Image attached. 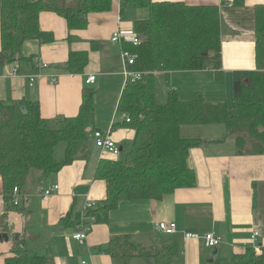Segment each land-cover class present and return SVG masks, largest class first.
<instances>
[{"label":"crops","instance_id":"0c3cea01","mask_svg":"<svg viewBox=\"0 0 264 264\" xmlns=\"http://www.w3.org/2000/svg\"><path fill=\"white\" fill-rule=\"evenodd\" d=\"M153 1L217 6L221 74L203 69L159 71L155 76L156 80L167 82L183 99L200 96L213 103L224 101L231 108L233 71L256 68L255 6L264 4V0H243L242 4L234 0ZM147 16L145 8L127 4L121 9L119 0H113L109 10L89 13L84 28L69 29L61 15L42 11L40 28L50 33L53 40L27 41L22 60L0 64V100L38 102L41 116L47 119L73 116L79 109L82 88L95 85L94 128L108 132L122 150L123 143L130 145L134 131L114 125L123 120L117 105L127 79L122 47L110 37L118 28L133 31L134 22ZM79 51L88 53L83 70L65 71L69 54ZM91 75L94 81L86 83ZM204 126L197 128L201 133L196 134L194 129L184 135L202 139L189 150L187 157L188 166L195 172L194 187L178 189L159 201H120L109 212L106 223L92 224L83 241L72 237L83 224L79 223L80 219L75 222L76 215L82 213L87 201L105 198L104 182L94 177L95 167L100 159L112 157L94 147L92 136L85 159L48 176L32 174L22 189L26 200H21L18 210L5 203L0 177V264L12 254L15 235L24 236L28 248L46 255L48 264H81V260L89 264H128L131 258H144L110 256L105 248L114 237L128 238L150 248L175 241L181 252L172 264H204L205 259L213 264H231L232 257L248 246H255L261 253L264 250V154H239L233 139L215 141L223 137L225 129L220 136L216 133L203 136ZM53 184H58L59 189L48 200H42L41 192ZM160 222H174L176 230L167 234L157 228ZM254 231L258 234L252 237ZM185 232L200 236L214 232L222 237V242L215 252L208 253L210 247L204 245L201 237L185 239Z\"/></svg>","mask_w":264,"mask_h":264},{"label":"trees","instance_id":"16d2710c","mask_svg":"<svg viewBox=\"0 0 264 264\" xmlns=\"http://www.w3.org/2000/svg\"><path fill=\"white\" fill-rule=\"evenodd\" d=\"M112 1L0 0V64L22 60L27 41L53 40L40 28L42 11L61 15L69 29H82L89 13L109 10ZM234 1L242 4L243 0ZM119 2L121 9L132 4L148 10L145 19L134 22L140 42L121 45L134 55L130 68L141 75L127 78L117 105L123 120L114 125L127 126L134 135L124 158L112 155L98 161L94 177L104 182L105 198L86 209L87 219L77 214L76 223L79 219V223H89L90 218L93 224L106 223L109 212L120 201H159L178 189L194 187L195 172L188 166L187 157L202 139L184 136L181 132L185 127L222 124L225 133L215 141L233 139L239 154H264V4L255 6L256 68L233 71L230 108L226 102L213 103L200 96L183 99L175 89L168 91L165 102L156 100L155 75L159 71L213 69L221 74L217 6L153 0ZM87 60L86 51L72 52L64 70L80 73ZM95 93L94 87L82 88L77 114L52 119L41 116L38 102L0 100V177L7 206L19 209L12 204V189L17 186L22 191L32 174L48 176L86 158L95 130ZM61 143L62 156L56 158L55 149ZM105 250L112 257H151V264H172L181 247L175 241L159 248L143 247L128 238L114 237ZM11 253L4 264H48L46 255L28 248L21 235H15ZM231 264H264V250L258 253L255 246H248L232 257Z\"/></svg>","mask_w":264,"mask_h":264},{"label":"built area","instance_id":"2783aa9c","mask_svg":"<svg viewBox=\"0 0 264 264\" xmlns=\"http://www.w3.org/2000/svg\"><path fill=\"white\" fill-rule=\"evenodd\" d=\"M111 41L113 43L122 45L123 43H132L137 45L140 42V38L138 37V35L135 33V31L133 30H129V29H125V28H118L116 30H114L111 33V37H110ZM121 56L123 59V62L125 64V68H124V75L127 78H132V79H136L139 78L141 75L140 71H135L132 70L130 67L134 64L135 62V57L132 53H130L128 50L126 49H122L121 50ZM45 66V64H44ZM54 79V77H53ZM95 79L94 75H91L89 77L86 78L85 82L86 83H91L93 82ZM31 80H33L31 78ZM92 142L94 147L100 149L103 152L109 153L113 156H117L121 150L120 147L118 146V144L111 138V136L109 135L108 132H103L102 130L99 129H95L92 131ZM59 189L58 184H53L50 187L46 188L45 190H43L41 192V198L42 200H48L49 197L51 196V194L55 191H57ZM12 204L15 206L20 205L21 200H26L23 197H25V195L22 194V191H20V189L15 186L12 189ZM90 206H93V202L87 201V203L84 206V210L82 211L80 217L81 219L86 218L85 215V211L87 208H89ZM93 219L90 218V222L89 223H83L82 226H80L79 230H77L72 237L76 240L79 241H83L86 239L87 234L90 232L91 227H92V223ZM157 228L167 234H172L175 230H176V225L174 222H170V223H165V222H160L157 225ZM258 234L257 231H254L252 237H255ZM184 237L185 239H198L201 237V239L203 240V243L206 247H210V248H215L218 245H220V243L222 242V237L220 235H217L214 232H206L204 234H202L201 236L198 235L197 233L194 232H185L184 233ZM81 264H89L86 260H81L80 262Z\"/></svg>","mask_w":264,"mask_h":264},{"label":"rangeland","instance_id":"374dc122","mask_svg":"<svg viewBox=\"0 0 264 264\" xmlns=\"http://www.w3.org/2000/svg\"><path fill=\"white\" fill-rule=\"evenodd\" d=\"M169 82V80H168ZM89 86V85H88ZM90 86H93L95 87V85H90ZM156 100L158 102H165L166 98H167V94H168V90L170 89V85L167 84V82H165L163 79H157L156 80ZM196 98V97H195ZM224 102V101H223ZM118 114H120L118 112ZM120 116V115H119ZM200 126H194L193 128H188V127H185L183 130H182V134L185 135V134H188L189 131L191 130H194V129H197L199 128ZM222 127V128H221ZM188 129V130H187ZM222 129L224 130L225 127L224 125H205L204 128H203V136L206 135V136H212L213 134H217L218 136H220L222 134ZM202 130V129H201ZM196 134L197 133H201L200 130H195ZM194 133V132H193ZM195 134V133H194ZM224 134V133H223ZM124 147L123 149L121 150V152L117 155L118 158H124L125 154L127 153L128 151V147L129 145H125V143L122 144ZM63 146L64 144H59L56 149H55V157L56 158H60L62 156V151H63ZM36 170H32V172H34ZM125 249H128V247H125ZM212 251V248H209L207 249V252L210 253ZM153 262V259L151 257H144V258H141V259H133L131 258V261L128 262V264H151ZM204 264H213L212 262H208V259H205V262ZM223 264V263H222Z\"/></svg>","mask_w":264,"mask_h":264},{"label":"water","instance_id":"95a60500","mask_svg":"<svg viewBox=\"0 0 264 264\" xmlns=\"http://www.w3.org/2000/svg\"><path fill=\"white\" fill-rule=\"evenodd\" d=\"M22 111H23V113H26V109L25 108H23ZM120 150H121V147H120ZM212 250H213V252H215L216 248H213Z\"/></svg>","mask_w":264,"mask_h":264}]
</instances>
